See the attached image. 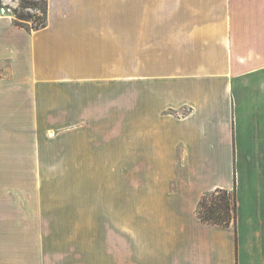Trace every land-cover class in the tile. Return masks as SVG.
I'll list each match as a JSON object with an SVG mask.
<instances>
[{"label":"crops","instance_id":"1","mask_svg":"<svg viewBox=\"0 0 264 264\" xmlns=\"http://www.w3.org/2000/svg\"><path fill=\"white\" fill-rule=\"evenodd\" d=\"M158 1L46 0L30 31L0 10V264H52L56 223L80 224L77 264H264V0H175L171 78L130 44ZM65 127V172L81 148L98 183L52 180ZM215 188L235 224L197 216Z\"/></svg>","mask_w":264,"mask_h":264},{"label":"rangeland","instance_id":"2","mask_svg":"<svg viewBox=\"0 0 264 264\" xmlns=\"http://www.w3.org/2000/svg\"><path fill=\"white\" fill-rule=\"evenodd\" d=\"M0 6L4 9L3 15L7 17L12 24L25 30L39 29L46 23V0H0ZM135 9L131 17V40L137 43L140 41V47L144 49L139 50L142 59L139 61L141 65H151L147 61L144 54L149 53L148 47L160 46L157 49L160 54V59L156 60V63H160L159 75L161 78H171V67H172V50L173 46V32H174V15H175V0H160L156 3L140 4L134 3ZM0 7V8H1ZM135 12V13H134ZM25 14L27 17L19 19V14ZM146 47V48H145ZM143 50V51H142ZM152 54L153 52L150 51ZM159 61V62H158ZM155 64V65H157ZM152 67H148V71L154 70ZM169 114V107L162 112V114ZM60 152H59V174L52 176L53 181L58 183H72L75 187L84 184H96L98 183L97 175H91L92 172L87 171L90 169L88 160L84 159L83 149L77 148L76 158L74 159V170L71 173H66L67 160L64 158L67 153V137L70 134L68 127L60 128ZM74 130V129H72ZM76 141L82 140L85 135V128L77 127L76 129ZM74 132V131H73ZM53 134V133H52ZM51 134V135H52ZM63 169V172L60 170ZM70 169V166H69ZM70 172V170H69ZM79 188V187H78ZM78 212V210L76 211ZM74 219V218H73ZM55 239H53L54 252L52 257V264H77L78 257V246L81 240L80 224L71 223L55 224ZM83 239L81 244L86 248L88 242L85 240V232L88 226H83ZM80 239V240H79ZM34 238L30 239L32 248L30 247L29 241L27 246L32 250ZM64 249L63 263L60 258L62 257L61 250ZM57 251H59L57 253ZM69 254V255H68ZM19 264H36V256L33 252H25L21 254ZM67 259V262H66ZM10 264L14 262L10 261ZM17 264V263H16Z\"/></svg>","mask_w":264,"mask_h":264},{"label":"trees","instance_id":"3","mask_svg":"<svg viewBox=\"0 0 264 264\" xmlns=\"http://www.w3.org/2000/svg\"><path fill=\"white\" fill-rule=\"evenodd\" d=\"M25 14H19V19H24ZM45 24H43L44 26ZM236 198L234 191L224 188H215L205 191L199 199L196 214L200 220L207 223L228 226L236 221Z\"/></svg>","mask_w":264,"mask_h":264},{"label":"built area","instance_id":"4","mask_svg":"<svg viewBox=\"0 0 264 264\" xmlns=\"http://www.w3.org/2000/svg\"><path fill=\"white\" fill-rule=\"evenodd\" d=\"M0 10H1V12L3 13V10H4V9H0Z\"/></svg>","mask_w":264,"mask_h":264}]
</instances>
